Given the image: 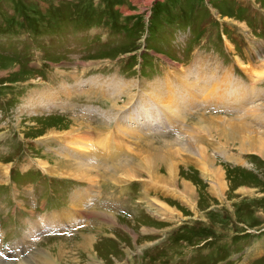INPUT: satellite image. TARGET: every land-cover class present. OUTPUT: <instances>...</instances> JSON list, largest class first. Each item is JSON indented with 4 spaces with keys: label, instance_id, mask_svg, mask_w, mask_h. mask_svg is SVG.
<instances>
[{
    "label": "rangeland",
    "instance_id": "rangeland-1",
    "mask_svg": "<svg viewBox=\"0 0 264 264\" xmlns=\"http://www.w3.org/2000/svg\"><path fill=\"white\" fill-rule=\"evenodd\" d=\"M199 64L217 76L216 109L199 106V92L207 97L209 90L198 87ZM237 85L245 87L238 98ZM254 87L264 88V0H0V235L9 251L20 247L0 250V264H264V151L249 148L264 143V100L241 99ZM146 97L163 112L152 114L157 129L151 136L133 133L140 141L131 168L150 163L169 178V167L174 183L112 169L133 144L127 134L116 140L124 152L111 156L109 168L102 162L98 173L90 152L80 158L74 146L85 134L110 149L102 129L122 130L115 118L120 108L129 109L123 117L134 129L150 130ZM178 102L188 106L178 112ZM30 161L50 167H43L42 187L33 194L25 175L36 169ZM97 174L104 181H135L142 194L136 207L96 203ZM54 176L76 184L67 201L68 229L85 210L92 212L74 235L26 230L27 218L36 222L42 205L64 200L67 186L51 182ZM45 183L57 196L40 200Z\"/></svg>",
    "mask_w": 264,
    "mask_h": 264
},
{
    "label": "bare ground",
    "instance_id": "bare-ground-1",
    "mask_svg": "<svg viewBox=\"0 0 264 264\" xmlns=\"http://www.w3.org/2000/svg\"><path fill=\"white\" fill-rule=\"evenodd\" d=\"M249 74V73H248ZM88 83V82H87ZM96 82H90V84H92V85H94ZM110 83H111V81H110ZM107 84V86H109V90L110 91H113V90H115V88H112L113 87V84L114 83H112V84ZM89 84V85H90ZM116 84V83H115ZM102 85H96V86H94V87H101ZM126 86V85H125ZM126 87H128V86H126ZM69 88V87H68ZM68 88H66L65 89V92L68 90ZM73 88V89H72ZM72 88H69V90H68V92H71V94L74 92V91H76V89L74 88V86H72ZM72 90H74V91H72ZM122 91V90H121ZM149 91H151V93H152V95L154 96V97H159L160 95H162V93L161 92H155V93H157L156 95L154 94V91L153 90H149ZM67 92V93H68ZM60 94V93H59ZM142 94V93H141ZM165 95V94H164ZM47 99L49 100L48 101V104L47 105H50V101L52 100V98L51 97H49V96H47ZM157 99V98H156ZM155 99V100H156ZM159 99V98H158ZM157 99V100H158ZM161 99V98H160ZM38 100H40L39 98H38ZM35 101H36V105L37 106H39L37 103L39 102H37V100L35 99ZM160 101H162V100H160ZM158 102V101H157ZM119 109V108H118ZM121 109V108H120ZM37 110V109H36ZM114 110V109H113ZM120 110H118V112H119ZM103 113V112H102ZM108 117H110V116H104L103 118L105 119V118H108ZM102 118V119H103ZM117 119V118H116ZM74 121V120H73ZM75 123H77L76 121H74ZM107 120H105V124H107ZM124 123V122H123ZM116 126V125H115ZM80 127V129H82L83 128V126H79ZM115 128V127H114ZM118 129H120L119 127H118ZM209 129V128H208ZM72 131L74 132V130L72 129ZM234 131V130H233ZM64 133V132H63ZM70 134H71V132H70ZM73 134V133H72ZM235 134H238L237 132H235ZM246 134V133H245ZM54 135V134H53ZM83 139L82 140H76V139H73V142H74V146H75V149L78 151V152H81V154H82V157H80V158H86V155H87V153L88 152H90V156L92 157L93 156V150L90 148V146L92 145V146H103L105 149H106V151L107 150H109V148L108 147H106V146H104L105 145V143H103V142H100L99 140H98V142L97 141H95V142H92V143H90V140H89V136H87V135H85V134H83L82 136H81ZM229 137V136H228ZM234 137V136H233ZM246 137V136H245ZM261 137V136H260ZM236 138V137H235ZM229 139V138H228ZM234 139V138H233ZM249 140H252V139H249ZM243 141V140H242ZM187 147V146H186ZM252 147H254V149H257L258 151H264V143L263 142H261L260 140L259 141H253V143L251 142L250 144H249V148L251 149ZM124 148V147H123ZM249 149V150H250ZM109 151H111V150H109ZM124 152V151H123ZM263 154V153H262ZM200 156H204V157H206L207 159H208V157L206 156V154L204 153V152H200ZM118 158V157H117ZM145 158V157H144ZM147 158V157H146ZM153 158V157H152ZM151 158V159H152ZM161 158H163V156L161 157ZM111 159H113L114 160V158H111ZM119 159H120V157H119ZM123 159V158H122ZM149 159V158H148ZM154 159H156V158H154ZM140 160V159H139ZM145 160H147V159H145ZM161 160V159H160ZM37 161V160H36ZM120 161V160H119ZM152 161V160H151ZM157 161H159V159L157 160ZM156 161V162H157ZM165 161L166 160H164L162 163H164L162 166L163 167H165ZM38 162V161H37ZM69 162V161H68ZM142 162V161H141ZM144 162V161H143ZM65 163H67V162H65ZM73 163V162H72ZM79 164H81V162H78ZM115 163V162H114ZM134 163H137L135 160H131V159H128V160H126V159H123V162H119L116 166H113L112 167V169H114V170H116V168H118V172H121L122 174H123V176H125V177H127V178H130V177H136V176H138L140 173H145V174H147V176L149 177V179L151 180V181H153L154 183H157V184H159V183H166L167 181H170L171 183H174V181L176 180V177L174 176L175 175V173H174V171H171L170 170V168L168 167V169H167V173L169 174V178H165L166 176H159L158 174H157V172H155L153 169V167H152V165L150 164H148V163H146V162H144V163H141L142 165H137V166H135V168H131V167H133V164ZM158 163V162H157ZM156 163V164H157ZM45 162L44 163H41V165L44 167L45 166ZM68 165H69V163H67ZM66 164V165H67ZM76 164V163H75ZM155 164V163H154ZM82 165V164H81ZM113 165V164H112ZM135 165V164H134ZM158 165V164H157ZM46 166H47V164H46ZM45 166V167H46ZM77 166H80V165H77ZM92 166L93 165H91V168H92ZM111 166V165H110ZM109 166V167H110ZM43 167H40L43 171H44V173L46 172L45 170H44V168ZM53 167V166H52ZM47 168V170H48V172H49V170H50V167L49 166H47L46 167ZM90 168V169H91ZM96 168V167H95ZM94 168V169H95ZM128 168H129V170H128ZM79 169V168H78ZM77 169V170H78ZM88 169V168H87ZM94 169H92V170H94ZM111 168H110V170H112ZM124 169H126L128 172H124L123 170ZM80 170V169H79ZM82 170V169H81ZM89 170V169H88ZM137 170V171H136ZM109 171V170H108ZM86 172V171H85ZM85 172H83V174H85V175H87ZM94 173V172H93ZM114 173V172H113ZM118 174V173H117ZM217 174V173H216ZM89 175V174H88ZM83 176V175H82ZM112 176H114V175H112ZM119 176V175H118ZM122 176V175H121ZM95 178V177H94ZM218 183L219 184H221L222 183V181H221V179L220 180H218ZM170 184V183H169ZM147 187V186H146ZM220 187H221V185H220ZM169 189V188H168ZM180 192V191H179ZM192 194V195H191ZM191 194H189L188 195V198H189V200H190V202L192 203H195L194 202V199H193V197H194V193L193 192H191ZM181 195H182V193H181ZM183 198V197H182ZM162 205V204H161ZM164 210V209H163ZM157 212V211H156ZM103 213V212H102ZM100 214V213H99ZM160 214H161V212H160ZM161 217H163L162 215H161ZM40 221H42V223H41V226H44V227H49V226H47V224L46 223H44V221H45V219H44V217L42 216L40 219H39ZM44 220V221H43ZM86 243V242H85Z\"/></svg>",
    "mask_w": 264,
    "mask_h": 264
}]
</instances>
